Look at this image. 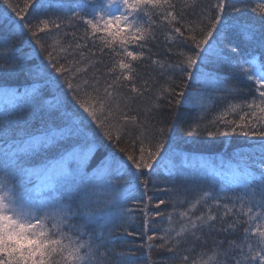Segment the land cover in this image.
<instances>
[{
    "label": "snow or ice",
    "instance_id": "snow-or-ice-1",
    "mask_svg": "<svg viewBox=\"0 0 264 264\" xmlns=\"http://www.w3.org/2000/svg\"><path fill=\"white\" fill-rule=\"evenodd\" d=\"M3 4L10 10L8 26L26 34L31 51L18 49L0 34V81H27L23 89L0 88V96L14 101L11 111H0V264H136L131 250H116V233L137 235L126 226L132 211L128 202L138 203L132 189L143 188L146 194L157 158H164L166 129L153 123L152 112L164 99L177 110L191 104L204 111L214 103L207 97L209 89L238 96L241 86L255 95L229 108L248 111L238 120L225 119L221 112L212 121L216 130L207 135L257 138L256 146L226 166L227 183L219 189L215 173L198 180L183 175L184 169H206V162L169 159L165 167L171 186L163 190L171 199L154 204V217L163 216L161 205H173L168 225L159 234L145 235L149 242L161 241L147 247L166 249L168 264H264V4L252 9L261 13L259 29L228 22L226 12L243 10L235 0H216L199 12L198 0ZM163 24L168 52L175 46V63L153 58L150 46ZM237 27L259 58L243 55L236 46L226 53L228 32ZM41 53L47 64L36 62ZM106 56L110 63H104ZM145 61L158 66L166 79L141 119L132 105L153 89L149 80L137 84L136 65ZM213 62L227 64L230 75L221 78L216 71L202 70ZM168 73H179L182 82L176 84ZM199 126V120L190 124L185 135H197ZM126 135L132 138L131 152L119 147L127 143ZM104 140L125 159L101 151L107 148ZM227 216L233 222L224 228ZM242 223L247 226L238 242L205 247L212 231L235 230Z\"/></svg>",
    "mask_w": 264,
    "mask_h": 264
},
{
    "label": "trees",
    "instance_id": "trees-1",
    "mask_svg": "<svg viewBox=\"0 0 264 264\" xmlns=\"http://www.w3.org/2000/svg\"><path fill=\"white\" fill-rule=\"evenodd\" d=\"M14 6H22L24 0H11ZM76 0H64V3L71 5ZM216 0H198L199 7L196 9L197 12L200 9L208 10L209 6L214 4ZM237 7H241L243 10L239 14H233L229 10L225 13V17L229 23L238 25L240 27L244 25H253L259 29L261 24V13L253 11L259 4H264V0H235ZM10 14V10H6V6L3 4V0H0V22L3 23L4 27L0 28V34L7 36L11 39L12 43L18 48L25 51H31V45L28 43V37L26 34H22L18 29L14 27H9V21L5 19L7 15ZM14 19V14H11ZM31 19V16H29ZM240 27L232 29L228 32L227 40L224 42V47L226 53H230V49L236 46L240 49L243 55L248 53H254L258 58L260 57L259 51L247 43L243 38V33ZM166 24L157 27V40L153 42L150 46L154 59H160L164 63H175L178 59L175 56V46L173 45L172 53L168 52V44L166 42L165 29ZM71 30V29H70ZM83 29H81V32ZM42 38L44 41L50 42L47 37ZM215 43V41L213 42ZM37 63L43 62L47 64V60L44 58V54L41 53L39 58L36 60ZM63 62V61H61ZM109 57H104V63H110ZM101 71L104 70V64L98 65ZM203 71L213 70L218 72V74L223 78L226 75H230V69L227 64H217L209 63L207 65L201 66ZM137 72L139 74V79L137 80L138 85H142L144 80H149L150 84L153 85L152 91L145 94L142 98L137 99L132 105L139 113H141V119H143V112L149 105L153 103L155 92L159 89L161 85L165 83L166 77L160 75L158 66L151 65L150 61H145L144 63L136 65ZM168 75L174 76L176 84L182 82V78L179 73H168ZM27 81L23 79H10L8 81H0V88L11 87L12 89L20 88L23 89ZM196 87V85H194ZM67 92V89H64ZM255 95L254 92H250L246 87L241 86V92L237 95H228L226 93L214 92L211 89L207 92L208 98H213L214 103L211 106L205 108L201 111L197 106L188 104L182 106L180 109H174L168 105L167 99L161 100L159 102L160 107L152 112L153 123L157 127L163 126L166 129V135L164 137L166 141V147L162 152L163 159L157 158L158 163L156 164V170L151 176L149 187L147 193L143 188L135 187L132 189L131 195L138 202L133 204L129 201L127 207L132 209L130 213V219L127 221V228L129 231L136 233L131 237L127 236L121 231L116 233V250L117 251H129L137 258L136 264H168L169 253L166 249L160 250L153 247L151 250L147 247L149 243L159 244L161 241L154 240L152 242L147 241V235H152L153 231L159 234V231L167 227V215L172 211L173 205L171 203L166 205H161L160 211L162 212V217H154L156 209L154 204L159 200H170L171 195L165 192L163 189L165 187H170L171 183L169 180L168 170L165 167L169 159L179 164L180 157H187L189 161H196L197 163L206 162L208 167L206 169H184L183 175H186L190 180H198L201 177L215 173L216 186L219 189L221 186L227 183L225 176L227 174V165L229 163H235L239 159L240 153L251 152L257 144V138L243 137V136H216L209 137L207 135L208 131H215L216 125L212 123L217 117L220 116L221 112H226L225 119H239V114L242 111H248L244 107L237 108L236 112H232L229 105H243L245 101L252 99ZM51 100V96L45 97ZM70 98V97H69ZM14 101L10 97L0 96V111L7 108L9 111L12 110ZM31 110V109H29ZM179 113L177 116L176 113ZM199 120V130L198 134L192 137L185 135V131L188 129L190 124H194ZM94 130L98 140H103L102 134L95 125H91ZM136 134L133 130L132 135ZM125 142H122L119 147H126L131 152V141L130 136H125ZM103 143L107 145V148L100 149L104 152H111L115 156L125 159L123 154L119 152L118 148L110 144L108 141L104 140ZM148 147V144H145ZM127 179V177H125ZM236 185H233L235 188ZM192 194L189 193V196ZM148 197L151 200H148ZM186 207V205H185ZM183 210L182 208L177 209V211ZM197 214H199L197 212ZM241 220H246V217L240 216ZM175 222H178V216L173 217ZM147 220L148 228H145V223ZM233 222L232 216L225 217V222L223 224L224 228L228 227L229 223ZM174 226L178 227V223ZM247 226L246 224H240L236 226V229H228V231H212L207 237L206 248L211 249L215 242L224 241L225 247H227L228 241H239L243 236V229ZM253 227L255 224L252 225ZM221 225H217V228ZM201 247L198 245L196 247V252H199Z\"/></svg>",
    "mask_w": 264,
    "mask_h": 264
}]
</instances>
